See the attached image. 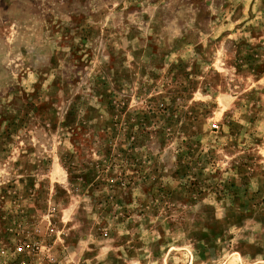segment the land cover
Returning a JSON list of instances; mask_svg holds the SVG:
<instances>
[{
	"label": "rangeland",
	"instance_id": "1",
	"mask_svg": "<svg viewBox=\"0 0 264 264\" xmlns=\"http://www.w3.org/2000/svg\"><path fill=\"white\" fill-rule=\"evenodd\" d=\"M24 255L264 264V0H0V264Z\"/></svg>",
	"mask_w": 264,
	"mask_h": 264
},
{
	"label": "built area",
	"instance_id": "2",
	"mask_svg": "<svg viewBox=\"0 0 264 264\" xmlns=\"http://www.w3.org/2000/svg\"><path fill=\"white\" fill-rule=\"evenodd\" d=\"M17 253L23 254L25 253L28 249L29 246L27 244H21L19 245L17 248ZM26 255H24L22 257V259H17V257H12L10 261L6 262L5 264H28V257H25Z\"/></svg>",
	"mask_w": 264,
	"mask_h": 264
}]
</instances>
